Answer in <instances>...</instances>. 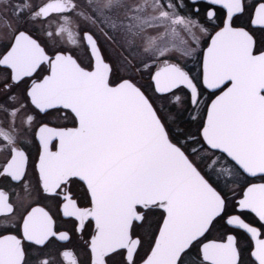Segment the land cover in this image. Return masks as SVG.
<instances>
[{
    "label": "snow or ice",
    "instance_id": "6c2138e0",
    "mask_svg": "<svg viewBox=\"0 0 264 264\" xmlns=\"http://www.w3.org/2000/svg\"><path fill=\"white\" fill-rule=\"evenodd\" d=\"M68 245L264 264V0H0V264Z\"/></svg>",
    "mask_w": 264,
    "mask_h": 264
},
{
    "label": "flooded vegetation",
    "instance_id": "af4514ba",
    "mask_svg": "<svg viewBox=\"0 0 264 264\" xmlns=\"http://www.w3.org/2000/svg\"><path fill=\"white\" fill-rule=\"evenodd\" d=\"M253 182H259L258 180H255ZM68 227H71V225H67ZM68 247L75 253V257H73L72 255H69V257H67V262L68 264H71V261L74 258H79L81 256V250L78 247H73V245H68Z\"/></svg>",
    "mask_w": 264,
    "mask_h": 264
}]
</instances>
